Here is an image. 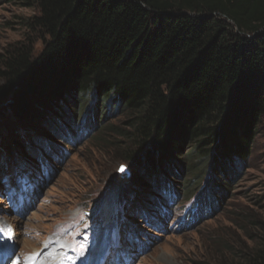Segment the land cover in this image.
Returning <instances> with one entry per match:
<instances>
[{
  "label": "trees",
  "instance_id": "16d2710c",
  "mask_svg": "<svg viewBox=\"0 0 264 264\" xmlns=\"http://www.w3.org/2000/svg\"><path fill=\"white\" fill-rule=\"evenodd\" d=\"M0 3L36 9L23 24L42 39L39 53L30 35L0 53V102L9 100L8 112L18 120L40 115L44 106L68 114L76 97L89 103L115 96L126 118L117 128L124 141L115 145L135 174L148 173L144 180L154 191L171 172L168 156L179 158L185 145L188 165L181 167L208 174L211 182L222 176L219 163L234 168L250 158L264 121V0ZM53 129L55 135L59 128ZM22 155L31 161L35 149ZM157 166L161 176L153 174ZM207 187L200 214L192 213L199 219L203 205L219 204L215 184ZM254 226L252 248L240 249L232 264H264V222Z\"/></svg>",
  "mask_w": 264,
  "mask_h": 264
},
{
  "label": "rangeland",
  "instance_id": "374dc122",
  "mask_svg": "<svg viewBox=\"0 0 264 264\" xmlns=\"http://www.w3.org/2000/svg\"><path fill=\"white\" fill-rule=\"evenodd\" d=\"M36 14V9L0 3V53L27 35L36 49L42 46L23 24ZM100 98L86 103L76 97L68 114L44 106L40 115L23 122L9 114V100L0 102V248L14 249L21 264H122L124 255L131 264L237 262L240 249L253 246L248 236L255 235L256 222H264V121L250 158L234 168L219 163V181L181 167L188 165L189 145L179 158L168 156L170 174L161 176L158 166L153 173L177 189V200L168 205L160 191L167 188L151 189L144 180L148 173L135 174L115 145L124 141L117 135L126 121L120 102L115 96ZM87 118L99 123L97 129L73 137ZM55 124L59 131L53 135ZM38 139L50 141L49 147ZM28 149H35L32 162L29 156L23 159ZM39 158L46 160L42 168ZM212 183L219 204L194 219L190 212L211 193Z\"/></svg>",
  "mask_w": 264,
  "mask_h": 264
},
{
  "label": "water",
  "instance_id": "95a60500",
  "mask_svg": "<svg viewBox=\"0 0 264 264\" xmlns=\"http://www.w3.org/2000/svg\"><path fill=\"white\" fill-rule=\"evenodd\" d=\"M122 172H125V169H122Z\"/></svg>",
  "mask_w": 264,
  "mask_h": 264
},
{
  "label": "bare ground",
  "instance_id": "6f19581e",
  "mask_svg": "<svg viewBox=\"0 0 264 264\" xmlns=\"http://www.w3.org/2000/svg\"><path fill=\"white\" fill-rule=\"evenodd\" d=\"M108 216V215H107ZM4 250H5V248H4ZM50 252V251H49ZM50 260V259H49ZM53 264V263H52Z\"/></svg>",
  "mask_w": 264,
  "mask_h": 264
}]
</instances>
